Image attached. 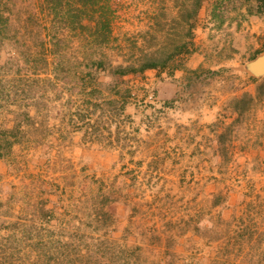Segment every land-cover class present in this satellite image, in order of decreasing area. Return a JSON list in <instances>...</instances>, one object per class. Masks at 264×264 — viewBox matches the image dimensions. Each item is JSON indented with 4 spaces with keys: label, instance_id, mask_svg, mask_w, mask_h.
I'll list each match as a JSON object with an SVG mask.
<instances>
[{
    "label": "rangeland",
    "instance_id": "rangeland-1",
    "mask_svg": "<svg viewBox=\"0 0 264 264\" xmlns=\"http://www.w3.org/2000/svg\"><path fill=\"white\" fill-rule=\"evenodd\" d=\"M113 1L98 43L0 0V264H264V12L203 0L191 54L113 77L184 32L171 0Z\"/></svg>",
    "mask_w": 264,
    "mask_h": 264
},
{
    "label": "trees",
    "instance_id": "trees-1",
    "mask_svg": "<svg viewBox=\"0 0 264 264\" xmlns=\"http://www.w3.org/2000/svg\"><path fill=\"white\" fill-rule=\"evenodd\" d=\"M171 1L173 9L177 12L174 18L178 19L179 24L184 28L182 40L163 39V48H156L153 52L144 54L129 65L117 66L108 72L110 75L113 77H124L130 74H141L145 70L164 69L174 59L192 53L193 31L203 0ZM252 2L258 5V11L264 12V0H252ZM44 3L48 8V12H62V17L72 27L87 28L91 31L94 41L107 43L111 40V20L117 9V5L113 0H44ZM247 11L252 12L251 8H248ZM4 13L0 5V36L3 34L2 31L4 30L5 32L9 25V17L5 16ZM83 22H86V24H83ZM91 66L93 68V77L101 72L105 73L109 67L100 60L93 61ZM251 80L254 82L258 81L255 78H251ZM94 81L96 85H101L96 79ZM263 84L258 85L257 96H261Z\"/></svg>",
    "mask_w": 264,
    "mask_h": 264
},
{
    "label": "water",
    "instance_id": "water-1",
    "mask_svg": "<svg viewBox=\"0 0 264 264\" xmlns=\"http://www.w3.org/2000/svg\"><path fill=\"white\" fill-rule=\"evenodd\" d=\"M245 70L253 77L264 76V54H261L246 64Z\"/></svg>",
    "mask_w": 264,
    "mask_h": 264
}]
</instances>
